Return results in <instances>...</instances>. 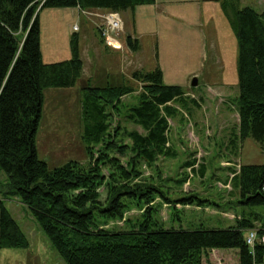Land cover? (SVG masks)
I'll use <instances>...</instances> for the list:
<instances>
[{"label":"trees","instance_id":"trees-1","mask_svg":"<svg viewBox=\"0 0 264 264\" xmlns=\"http://www.w3.org/2000/svg\"><path fill=\"white\" fill-rule=\"evenodd\" d=\"M154 2L0 0V169L7 177L5 194L17 196L28 208L65 264H201L203 252L213 248H236L238 264H252L244 236L255 224L264 226L262 214L253 209H264V161L243 163L232 170L229 184L242 211L225 228H165L153 215L155 208L150 204L156 196L166 203L189 204L195 200L201 205L207 201L194 194L167 198L153 182L139 178L140 166L152 167L159 157L174 154L169 119L177 108L171 103L186 101L180 85L163 82L159 66L131 73L139 90L128 83L83 86L82 107L88 119L85 149L94 160L86 164L70 160L49 168L37 156L35 137L43 90L73 87L83 72L76 34L70 41V59L42 61L39 10L76 7L120 12ZM231 10L232 15L223 11L238 45V124L228 143L237 148V142L251 137L264 152V9L233 5ZM125 41L130 50L139 48L137 38L127 35ZM135 90L136 102L124 106L123 118L140 130L128 129L120 122L111 128V112H119L120 98ZM120 156L125 158L124 164ZM104 182L106 198L101 201L97 188ZM131 205L143 208L140 218L126 219L124 227H105L109 220L121 219ZM27 246L25 233L0 197V248ZM255 249L260 258L262 248L256 245Z\"/></svg>","mask_w":264,"mask_h":264},{"label":"rangeland","instance_id":"rangeland-1","mask_svg":"<svg viewBox=\"0 0 264 264\" xmlns=\"http://www.w3.org/2000/svg\"><path fill=\"white\" fill-rule=\"evenodd\" d=\"M156 2L137 5L134 11L130 8L120 11L121 17L117 13L121 29L109 32L115 46L107 42L102 33L108 29L106 17L111 13L109 10H80L76 7H42L39 10L42 61L55 63L70 59V41L76 34L83 74L73 87H47L43 90L35 137L36 153L49 168L70 160L83 164L94 160L85 149L88 119L82 107L83 86L128 83L139 90L140 85L132 80L131 73L149 71L158 62L163 82L180 85L186 92V101L171 103L177 108L174 117L169 119V140L174 154L159 157L152 167L140 166L142 175L139 178L153 182L167 198L194 194L207 201L201 205L195 200L189 204L166 203L162 197L156 196L150 204L155 208L153 215L165 228H225L233 224L242 211L236 203L237 193L229 184L232 170H237L243 163L264 161V152L251 137L237 142L236 150L228 143L238 124L235 105L238 45L225 12L232 15L233 5H249L262 10L264 0ZM127 34L138 39V51H131L125 45ZM196 73L199 75H194ZM194 76L197 84L192 86ZM137 92L120 98L121 110L111 112V128L120 122L128 129L140 130L123 118L124 106L136 102ZM121 162L124 164V157ZM190 162L194 164L192 167ZM102 172L107 176V168L103 167ZM6 182V174L0 169V197L25 233L28 246L0 248V264H65L28 208L22 206L17 196L5 194ZM105 183L97 188L101 201L106 198ZM253 209L264 218L263 208ZM142 212L143 208L131 205L124 210L121 219L109 220L105 227H124L126 219L140 218ZM215 256L223 258L222 264H238L236 248L206 250L201 264H217Z\"/></svg>","mask_w":264,"mask_h":264},{"label":"built area","instance_id":"built-area-1","mask_svg":"<svg viewBox=\"0 0 264 264\" xmlns=\"http://www.w3.org/2000/svg\"><path fill=\"white\" fill-rule=\"evenodd\" d=\"M107 28L102 31L103 35L106 37L107 42L112 46H115V40L110 36V31H118L121 29V20L116 12H111L107 17ZM76 30V26H74ZM264 187V185H263ZM244 240L249 248V252L252 254L253 260L252 264H264V226L260 223L255 224L254 227L248 228L245 232ZM258 245L262 248V253L260 258H257L255 253V246ZM214 252L215 248L211 249ZM217 264H222L223 258L215 256Z\"/></svg>","mask_w":264,"mask_h":264},{"label":"crops","instance_id":"crops-1","mask_svg":"<svg viewBox=\"0 0 264 264\" xmlns=\"http://www.w3.org/2000/svg\"><path fill=\"white\" fill-rule=\"evenodd\" d=\"M157 2H156V0H155V4H156ZM78 9V8H77ZM134 9H135V7L133 8V10L132 11H134ZM111 12H113V11H111ZM116 13H118L119 14V16H120V13L119 12H116ZM121 17V16H120ZM122 21H123V19H122ZM124 24V23H123ZM127 35H130V34H127ZM126 35V36H127ZM131 37H133V38H135L134 36H132V35H130ZM126 38V37H125ZM125 45H126V41H125ZM127 46V45H126ZM128 48V47H127ZM140 49V45H139V48L137 49V50H135L134 52H136V51H138ZM132 51V50H131ZM158 60V59H157ZM82 62H83V60H82ZM156 66H159L158 65V62L156 63ZM82 74H83V72H82ZM204 74H205V71H204ZM194 75H199V73H196V74H194ZM82 76V75H81ZM81 78V77H80ZM185 94H186V92H184ZM233 148V150H236V148H235V146H233L232 147ZM194 165V164H193ZM192 165V166H193ZM192 166H190V167H192ZM22 206H23V204H22ZM24 207V206H23Z\"/></svg>","mask_w":264,"mask_h":264},{"label":"water","instance_id":"water-1","mask_svg":"<svg viewBox=\"0 0 264 264\" xmlns=\"http://www.w3.org/2000/svg\"><path fill=\"white\" fill-rule=\"evenodd\" d=\"M197 84V79H196V77L194 76L193 78H192V80H191V85L192 86H195Z\"/></svg>","mask_w":264,"mask_h":264}]
</instances>
